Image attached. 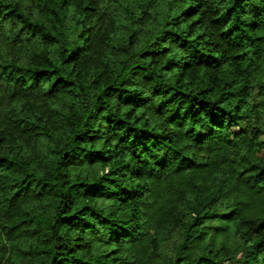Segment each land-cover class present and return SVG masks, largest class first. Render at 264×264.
I'll return each mask as SVG.
<instances>
[{
	"label": "trees",
	"instance_id": "obj_1",
	"mask_svg": "<svg viewBox=\"0 0 264 264\" xmlns=\"http://www.w3.org/2000/svg\"><path fill=\"white\" fill-rule=\"evenodd\" d=\"M264 0H0V264H264Z\"/></svg>",
	"mask_w": 264,
	"mask_h": 264
},
{
	"label": "rangeland",
	"instance_id": "obj_2",
	"mask_svg": "<svg viewBox=\"0 0 264 264\" xmlns=\"http://www.w3.org/2000/svg\"><path fill=\"white\" fill-rule=\"evenodd\" d=\"M262 155L264 156V151H263Z\"/></svg>",
	"mask_w": 264,
	"mask_h": 264
}]
</instances>
